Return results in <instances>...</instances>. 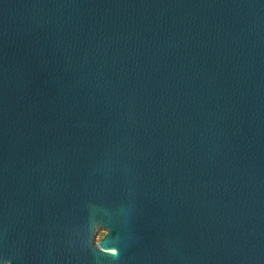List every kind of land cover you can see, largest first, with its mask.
I'll return each instance as SVG.
<instances>
[{
    "label": "water",
    "instance_id": "water-1",
    "mask_svg": "<svg viewBox=\"0 0 264 264\" xmlns=\"http://www.w3.org/2000/svg\"><path fill=\"white\" fill-rule=\"evenodd\" d=\"M0 264H264V0H0Z\"/></svg>",
    "mask_w": 264,
    "mask_h": 264
},
{
    "label": "clouds",
    "instance_id": "clouds-1",
    "mask_svg": "<svg viewBox=\"0 0 264 264\" xmlns=\"http://www.w3.org/2000/svg\"><path fill=\"white\" fill-rule=\"evenodd\" d=\"M107 235H108L107 230L103 231L102 234H101V236L98 238L97 243H99V240H102V239H103L104 237H106ZM112 252H113V254H115V255H117V256L119 255V253H118L115 249H113Z\"/></svg>",
    "mask_w": 264,
    "mask_h": 264
}]
</instances>
